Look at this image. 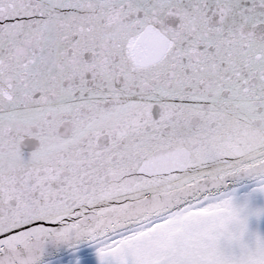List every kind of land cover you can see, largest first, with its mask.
<instances>
[{"label":"snow or ice","instance_id":"6c2138e0","mask_svg":"<svg viewBox=\"0 0 264 264\" xmlns=\"http://www.w3.org/2000/svg\"><path fill=\"white\" fill-rule=\"evenodd\" d=\"M264 0H0V264H264Z\"/></svg>","mask_w":264,"mask_h":264},{"label":"flooded vegetation","instance_id":"af4514ba","mask_svg":"<svg viewBox=\"0 0 264 264\" xmlns=\"http://www.w3.org/2000/svg\"><path fill=\"white\" fill-rule=\"evenodd\" d=\"M253 205L256 207L264 206V195L258 196L253 200ZM250 227L254 232H259L264 235V218L257 220L255 217L250 221Z\"/></svg>","mask_w":264,"mask_h":264}]
</instances>
